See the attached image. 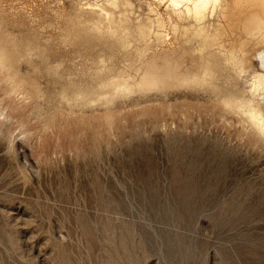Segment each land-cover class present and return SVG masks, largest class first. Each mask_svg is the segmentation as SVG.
<instances>
[{
    "label": "rangeland",
    "instance_id": "374dc122",
    "mask_svg": "<svg viewBox=\"0 0 264 264\" xmlns=\"http://www.w3.org/2000/svg\"><path fill=\"white\" fill-rule=\"evenodd\" d=\"M129 1L0 0L20 83L18 94L0 84V264H264V139L245 117L200 88L76 99L138 78L142 45L96 30L89 9H112L114 26L144 21L149 6L167 17ZM259 68L219 82L252 99Z\"/></svg>",
    "mask_w": 264,
    "mask_h": 264
},
{
    "label": "bare ground",
    "instance_id": "6f19581e",
    "mask_svg": "<svg viewBox=\"0 0 264 264\" xmlns=\"http://www.w3.org/2000/svg\"><path fill=\"white\" fill-rule=\"evenodd\" d=\"M153 1L165 6L167 17L164 18L158 9L149 6L146 19L131 26L124 19L114 26L110 12L112 9L130 8L132 4L129 0H106L112 9L99 4L89 5V9L98 14L94 23L96 30L104 28L107 33L118 35L123 47L131 41L137 42L142 45V49L137 47L138 52L147 57L137 68L138 78L133 74L132 77L120 76L109 82L98 81L96 87L81 88L76 99L82 100L83 104H93L102 101L103 96L114 97L133 90L149 91L167 87L210 90L219 97L226 111L245 117L256 134L264 139V0ZM152 46L161 48L151 51L149 55L147 51ZM12 56L7 40L0 35V84L10 80V86L18 94L20 83L14 81V76L9 73L13 69ZM254 60L259 62L261 71L253 75L252 99L233 94L219 82L227 69L232 67L242 74L250 69ZM161 91L164 92L163 89ZM9 94L16 95L13 92ZM5 112H1L0 117L6 118L8 111Z\"/></svg>",
    "mask_w": 264,
    "mask_h": 264
}]
</instances>
